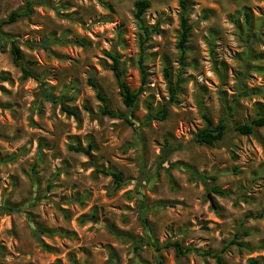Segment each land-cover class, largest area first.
Here are the masks:
<instances>
[{"label":"rangeland","instance_id":"1","mask_svg":"<svg viewBox=\"0 0 264 264\" xmlns=\"http://www.w3.org/2000/svg\"><path fill=\"white\" fill-rule=\"evenodd\" d=\"M26 1L0 0V19ZM134 1L32 0L2 27L0 264H264V219L249 217L264 213V127L235 130L264 116V0H185L181 63L179 0H147L141 24ZM107 53L131 90L142 57L137 125L167 101L164 68L179 79L164 120L133 129L101 114L90 79L128 113ZM203 113L226 123L212 145L193 140ZM164 139L181 147L160 166ZM174 241L189 250L176 255Z\"/></svg>","mask_w":264,"mask_h":264},{"label":"trees","instance_id":"2","mask_svg":"<svg viewBox=\"0 0 264 264\" xmlns=\"http://www.w3.org/2000/svg\"><path fill=\"white\" fill-rule=\"evenodd\" d=\"M34 2L32 0L26 1L24 7L21 10L18 11H12L10 12L6 17L3 19H0V48L3 50L4 43H5V35L2 32V27L8 24L13 23L14 21L17 20V18L21 16H28L31 11H32V5ZM179 5L181 7V13H180V33L178 35V41H177V49L179 50V61L180 63L182 62L183 55H184V50H185V43L188 40L189 36V31H190V26L187 23V2L185 0H179ZM134 6V13L133 16L134 18L141 24L142 21V14L143 12L149 8L150 4L147 0H136L133 3ZM142 30L145 33L144 25H142ZM11 54L12 58L14 61V64L18 67H20L21 72H22V77H27V76H32L33 74L26 70L22 65H21V59H22V52L20 48L14 43L11 42ZM107 57L111 60V70L113 72V75L116 80V84L118 87V93L121 98L122 104L125 106L127 109L128 113L123 114L120 112H114L109 109L107 101L101 91L99 90L98 86L93 82L91 79L90 84L96 89V97L101 103V109L100 112L101 114L108 115L110 117H115V118H121L123 119L129 126H131L133 129H137L141 125H147L151 120H158L162 121L167 117L168 114V109L169 106L174 103L175 100V95L177 92L178 88V83L179 79L177 78L175 80V83H172L170 74L166 68H164V77L168 83V98L165 103L162 104V106L156 110H148L147 114L145 116V119L140 123V125H137L134 121V111L133 107L137 101L138 95L144 90V86L146 84V71L144 70V65L142 61V57L140 56L138 58V68L139 72L141 74L140 76V85L136 90H131L126 83L124 79V69L120 66V61L117 55L112 54V53H107ZM6 79V78H4ZM63 109L67 111L68 113L75 114L74 111L68 110L66 107L63 106ZM231 106H227V111L230 114L231 111ZM202 118L205 122V126L198 129L193 136V140L199 144H205V145H212L215 142L219 141L223 135L225 134L226 131V123L223 118H219L216 123H213L211 118L206 114H202ZM255 127H264V116H259L257 118H254L250 121L248 124H238L235 127V130L243 135H248L253 132V129ZM181 145L178 144H169L167 139H164V144L161 147L160 154H159V165L161 166L162 163H164L167 160V157L170 155V153L176 149H179ZM78 149V147L74 148ZM177 167H182L181 165L177 164L175 165ZM104 174L110 175L113 178V181L115 185L118 187L120 186L122 182L121 174L116 171H110V172H105L101 171ZM211 179H214V177H211ZM209 189L211 191L218 193V194H223L221 190H219L217 187L210 185ZM249 217L253 218H263L264 219V213L259 212L255 214H250ZM145 221V220H144ZM168 245L172 246L175 250L176 255H182L186 251H188V248L182 249L179 245L178 242H170ZM216 257V261L220 263V258ZM248 264H257V260H251L248 262Z\"/></svg>","mask_w":264,"mask_h":264}]
</instances>
